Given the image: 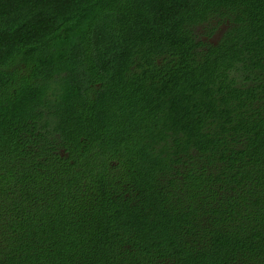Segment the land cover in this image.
<instances>
[{"label": "trees", "instance_id": "trees-1", "mask_svg": "<svg viewBox=\"0 0 264 264\" xmlns=\"http://www.w3.org/2000/svg\"><path fill=\"white\" fill-rule=\"evenodd\" d=\"M0 264H264V0H0Z\"/></svg>", "mask_w": 264, "mask_h": 264}]
</instances>
